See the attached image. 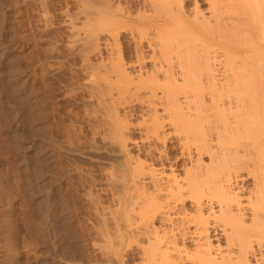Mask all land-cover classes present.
<instances>
[{"label":"bare ground","instance_id":"1","mask_svg":"<svg viewBox=\"0 0 264 264\" xmlns=\"http://www.w3.org/2000/svg\"><path fill=\"white\" fill-rule=\"evenodd\" d=\"M37 1L47 19L49 2ZM205 3L206 11L199 0H75L64 8L98 127L119 144L102 151L125 157L108 184L127 221L118 232L140 255L132 264H264V0ZM104 33L110 51L95 64ZM136 105L148 146L133 157ZM173 138L175 157L167 151ZM53 176L32 202L44 223L61 218Z\"/></svg>","mask_w":264,"mask_h":264},{"label":"rangeland","instance_id":"2","mask_svg":"<svg viewBox=\"0 0 264 264\" xmlns=\"http://www.w3.org/2000/svg\"><path fill=\"white\" fill-rule=\"evenodd\" d=\"M47 1L50 6L45 19L37 0H0V264H132V258L139 261L140 255L137 250L130 251L128 239L118 232L127 221L113 197L115 189L108 184L113 173L117 178L123 173L125 157L102 151L105 145L112 143L118 148L119 144L115 140L110 143L98 127L94 102L83 85L88 79L81 57L71 47V18L64 8L66 3L75 7V0ZM199 1L206 11L205 0ZM100 42V53L90 56L95 64L107 58L112 43L106 33ZM120 42L127 45L129 34H121ZM127 49L129 55L134 54ZM16 67L23 82L18 81V89L14 87L17 83L10 81V72ZM134 110L129 155L144 156L148 142L140 134L142 112L139 105ZM176 141L167 142L172 157L180 152ZM52 176L57 178L54 202L58 200L53 203L58 211L61 208L56 224L44 223L32 208L33 199L42 201L39 187L50 185ZM245 184L251 186V179ZM91 197L100 199L101 204L96 206ZM51 224L58 231L53 232Z\"/></svg>","mask_w":264,"mask_h":264}]
</instances>
